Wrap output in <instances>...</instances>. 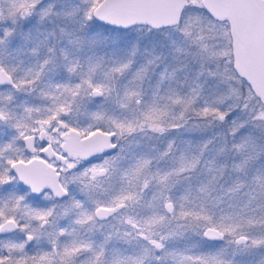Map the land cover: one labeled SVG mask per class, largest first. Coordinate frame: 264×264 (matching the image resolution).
Instances as JSON below:
<instances>
[{"label": "snow or ice", "instance_id": "snow-or-ice-1", "mask_svg": "<svg viewBox=\"0 0 264 264\" xmlns=\"http://www.w3.org/2000/svg\"><path fill=\"white\" fill-rule=\"evenodd\" d=\"M0 264H264V0H0Z\"/></svg>", "mask_w": 264, "mask_h": 264}, {"label": "water", "instance_id": "water-1", "mask_svg": "<svg viewBox=\"0 0 264 264\" xmlns=\"http://www.w3.org/2000/svg\"><path fill=\"white\" fill-rule=\"evenodd\" d=\"M153 11L163 13L165 11V9L163 7H160V8L154 9Z\"/></svg>", "mask_w": 264, "mask_h": 264}]
</instances>
